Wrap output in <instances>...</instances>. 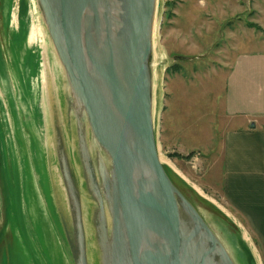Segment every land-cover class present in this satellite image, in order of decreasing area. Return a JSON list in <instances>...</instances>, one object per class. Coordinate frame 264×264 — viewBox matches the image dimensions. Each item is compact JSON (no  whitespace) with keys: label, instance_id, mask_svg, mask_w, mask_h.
Returning <instances> with one entry per match:
<instances>
[{"label":"rangeland","instance_id":"374dc122","mask_svg":"<svg viewBox=\"0 0 264 264\" xmlns=\"http://www.w3.org/2000/svg\"><path fill=\"white\" fill-rule=\"evenodd\" d=\"M35 3L41 39L51 50L62 75V79L52 82V100L58 101L57 91L67 88L72 99L69 103L75 104L67 109V117L60 116V127L66 121L73 130L79 118L80 136L74 129L72 142L67 137L66 145H62L57 137L58 145H50V126H46L38 105V86L33 88L31 84L43 51L38 40L29 41L25 28L32 1L21 0L20 10L26 9L18 30V23L6 14L14 8L15 0H0V264H84L86 249L91 246L103 247L110 264L114 249L111 197L115 193L111 158L92 133L86 112L70 86L40 2ZM157 9L159 43L165 58L156 140L164 167L174 185L191 203H196L194 207L216 239L231 250L230 259L242 258L238 264H264L259 243L246 232L243 220L235 218V223L228 211L220 181L215 178L213 185L208 183L201 149L191 148L208 140L211 122L219 114L216 98L236 55L264 50V0H158ZM59 148H67L72 161L59 156ZM51 161H55L56 166H52L58 176L52 174ZM72 169L76 170L75 176ZM68 194L76 195L78 203L73 200L77 228L71 237L61 216V197L68 206ZM180 202L182 230L189 236L196 226L189 221L186 205ZM95 207L96 219L94 211L90 215ZM191 242L198 244L193 256L199 252L201 258L210 245L203 226ZM123 245L130 264L126 240Z\"/></svg>","mask_w":264,"mask_h":264},{"label":"water","instance_id":"95a60500","mask_svg":"<svg viewBox=\"0 0 264 264\" xmlns=\"http://www.w3.org/2000/svg\"><path fill=\"white\" fill-rule=\"evenodd\" d=\"M38 1L72 91L96 141L111 158L114 226L121 229L122 237L117 256L114 246L113 264L128 262L124 240L130 264H205L215 251L227 264H234L194 205L174 185L159 156L149 67L156 0H57L55 8L52 0ZM115 10H120L119 17ZM91 39L103 46L104 58L93 54ZM97 75L105 92L99 89ZM144 166L150 169L146 180ZM180 200L196 226L189 236L182 230ZM201 226L210 245L199 259V252L192 257L198 244L191 241Z\"/></svg>","mask_w":264,"mask_h":264},{"label":"crops","instance_id":"0c3cea01","mask_svg":"<svg viewBox=\"0 0 264 264\" xmlns=\"http://www.w3.org/2000/svg\"><path fill=\"white\" fill-rule=\"evenodd\" d=\"M219 93L208 140L191 148L201 149L208 183L220 181L234 222L243 220L264 252V50L238 53Z\"/></svg>","mask_w":264,"mask_h":264},{"label":"bare ground","instance_id":"6f19581e","mask_svg":"<svg viewBox=\"0 0 264 264\" xmlns=\"http://www.w3.org/2000/svg\"><path fill=\"white\" fill-rule=\"evenodd\" d=\"M31 1H32L31 10H30L31 13L26 14V16H27L26 21L27 22L25 21V28H26V31H28L27 34L29 37V41L33 42V41L38 40L40 42L41 48H43V51L41 52L42 56L40 55L41 57H39V60L43 59V62H40L39 60H38L39 62L38 61L36 62L37 63L36 79L33 83L31 82V84L33 85V88H34V85L38 86L37 90L40 93V96H39L40 99L38 101V105L41 108V111L43 113L42 117L45 115L44 118H45L46 123H47L46 126H48V127L50 126V145L52 144V146L53 145L57 146L59 138L61 140L60 141L61 144L63 145V144H65V139H67V137L70 140V142H72L75 139L73 137V135H74L73 130L74 129L76 130L77 135L80 136V127H81L80 122H79L80 120H79V118H78V120L76 119V121L74 123L73 130L71 128V126H73V125L70 124L71 125L70 126L69 123H67L66 121H64L63 127H60V124H59V123H61V122H59L61 120L60 116L63 117V115H64V117H67L66 116L67 115V109L70 108L71 103H72V102L69 103V99H71V95L69 94L70 92L67 90V88H65V89L62 88L60 90V92H59V90L57 91L58 96H59L58 101L52 100V97H53V95L51 94L52 82L58 80L59 78L62 79V75H60L58 67L55 65V59L52 55L51 50H49L48 47H46V44H44L42 39H41V35L43 33H42V27L37 22L38 21V14H37L38 12H37L36 3H35V0H31ZM20 3H21V0H15L14 8H12V10H10V12L8 10L6 11L7 16L8 17L10 16L16 24L18 23V25H16L18 30H19V25L21 23L20 20L22 17L25 16V15L22 16V12H23V10L26 9V7H25L24 9L20 10V7H19ZM157 3H158V0H156L154 16H153L152 25H151L152 54H151V60H150L151 63L149 64L150 73L152 76L151 79L153 80L152 87H151V96H152L153 124H154V131H155L156 137H157V133H158L157 127H156V122L159 120V118L161 116L160 107H161V101H162V69H163V58H165V54L162 50V46L159 43V34H158V24L159 23L157 21V11H158ZM52 5L55 8L57 6V0H52ZM114 15L116 17L117 16L119 17L120 16V10H115ZM87 27L89 29H91V26H90L88 21H87ZM90 44H91L90 48L93 51V54L95 56L100 57V58H104L103 57L104 52L102 50L103 46H100L99 44L95 43V41L93 39L90 40ZM118 69H119V73L122 74L124 66L122 64L121 59L118 60ZM96 78H97L96 79L97 83L99 85V89L102 92H105V89L100 82L99 76L97 75ZM61 79H60V81H61ZM60 94H62V95H60ZM61 96H63V98ZM71 101H72V99H71ZM72 104H74V103H72ZM74 106H75V104H74ZM63 107H65V110H63ZM62 134H65L66 136H64V137H66V138L63 139ZM57 137H59V138H57ZM78 143L80 144V139H78L77 144H76V146L79 148ZM71 145H72V143H71ZM158 149H159V147H158ZM59 150L60 151H56L59 156L61 155L63 158H66L65 156H67V158L69 159L68 161L69 162L72 161L73 156H72L71 152L68 151L67 148H66L67 152L62 150L61 148H59ZM159 156H160V154H159ZM161 157H160V159L164 165L165 161L162 160ZM50 164H51V169H52L51 171H53L52 174L53 175L55 174L58 176L56 169L53 167V166H56L55 161H54V163H53V161H51ZM72 170H74V176H75L76 170L75 169H72ZM149 172H150L149 167L144 166V169H143L144 180L148 179ZM196 188L200 192H202L197 186H196ZM58 191H60V190H58ZM56 198L58 199L57 195H56ZM67 199H69L68 206H67V202H65V198L61 197V205H62V210H63L61 212V216H62V221H63L64 227H66L68 232H70V237H71V235H72L71 233L74 232L75 227L77 228V217H75V216H77V209H76V206L74 204L75 201L77 203V198H76V195L70 196L68 194ZM111 199H112L111 212L113 213L114 220H115L116 203L114 200V196L111 197ZM73 200H75V201H73ZM192 204L195 207L197 206L196 203L195 204L192 203ZM73 210H76L75 211L76 215L73 213ZM78 210H79V208H78ZM93 211H94L93 216L96 219V217H97V214H96L97 212H95L96 207L93 210L91 209L90 215H92ZM223 213L226 214V211L224 212V210H223ZM78 214H79V211H78ZM88 232L90 234L89 230H88ZM112 238H113V243L115 246L114 254H115V256H117V255H119V253H117V252L119 249L120 242L122 240L121 229L118 227V225L116 227L113 226ZM72 241H73V239H72ZM75 245L76 244H73V247L74 248L76 247V249H77V246H75ZM87 249H86L87 258H86V261L84 264H90V263L102 264L103 261H104V264H109V254H108V257L106 258V254H104L103 247L100 246L98 248H95L94 246H91L88 250ZM228 250H230V249H228ZM234 256H235V254H234ZM117 259H118V257H117ZM239 260L241 261L242 258ZM239 260H236V261L239 262ZM97 261H98V263H97ZM115 262L118 263V260ZM110 264H113L112 258H111Z\"/></svg>","mask_w":264,"mask_h":264},{"label":"flooded vegetation","instance_id":"af4514ba","mask_svg":"<svg viewBox=\"0 0 264 264\" xmlns=\"http://www.w3.org/2000/svg\"><path fill=\"white\" fill-rule=\"evenodd\" d=\"M223 245V244H222ZM223 247L225 248V250L227 251V253L229 252V250L227 249V247H225V245H223ZM230 253V252H229ZM228 253V254H229ZM230 256V255H229ZM193 258H195L196 256H192ZM199 259H200V256H199ZM197 260V259H196ZM207 260V259H206ZM232 260V259H231ZM232 262L234 264H238V262L234 259L232 260ZM228 263V260L225 259V257L220 254L219 252L215 251L212 254H210V258H208L207 261H205V264H226Z\"/></svg>","mask_w":264,"mask_h":264},{"label":"trees","instance_id":"16d2710c","mask_svg":"<svg viewBox=\"0 0 264 264\" xmlns=\"http://www.w3.org/2000/svg\"><path fill=\"white\" fill-rule=\"evenodd\" d=\"M176 154H179V153H176ZM186 195V194H185ZM187 196V195H186ZM188 197V196H187ZM192 201V200H191Z\"/></svg>","mask_w":264,"mask_h":264}]
</instances>
